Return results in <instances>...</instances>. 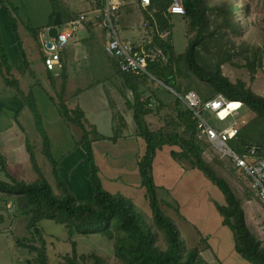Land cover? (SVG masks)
<instances>
[{
  "label": "rangeland",
  "instance_id": "obj_1",
  "mask_svg": "<svg viewBox=\"0 0 264 264\" xmlns=\"http://www.w3.org/2000/svg\"><path fill=\"white\" fill-rule=\"evenodd\" d=\"M120 1L122 5L118 16L121 18L119 30L122 37H129L134 41L142 42V36L149 32L151 35V31L144 28L143 23L145 18L143 11L138 5V1ZM55 3L59 6H63L62 4H64L61 0H55ZM204 3L206 20L205 27L200 32H198L199 27L192 28L187 18L182 14H169L168 16L172 23L174 50L179 54L177 55L179 58L173 62V70L180 90L172 87L174 86L173 82H168L167 79H159L155 74L154 78H141L140 85L138 83L139 93L141 99L144 100V104L151 101V104L148 105L152 110L145 116L147 125L150 129L164 134L168 140L176 137L178 140L192 139L190 128L179 118L178 111L175 108L177 96L181 97L188 89L195 90L200 95L217 92L212 84L200 79L185 61V51L188 42L195 36L199 38V61L207 68L217 69L218 64L223 61L222 59L229 57L228 53L231 54V60L234 63L245 65L249 61H254L257 64L255 80H252V73L248 67H238L231 62L224 63L221 66V71L233 83L242 81L247 87H252L257 93L264 96V0H204ZM235 4L240 5V7H236ZM229 6L230 13L228 10ZM93 28L96 34L88 35L90 41L84 44L83 50L80 47L83 55L73 63L75 70L74 74L72 73V81L66 82L64 101L70 108L72 107L71 109L80 106L84 107L83 109L87 110V121L94 122L93 120H97L98 130L110 136L114 135V130L112 129L111 119L113 113L111 107L108 108V99L111 104L114 102V113L119 115L117 114L121 113L119 109H127V106L132 108L129 105V101L134 103L135 95L119 73L117 64L104 50L107 32L102 30L96 23L93 25ZM20 30L22 37L24 36L27 56L33 62V68L37 70L39 75H42L41 69L44 66V61L40 45L32 38V45H30V41L26 39V31L22 30L21 25ZM26 75L28 78L24 77L23 81L25 86L30 78L29 72ZM46 78L48 79V77ZM46 78H32L33 87L39 85L40 89H37L39 88L37 86V88L35 87L36 89L34 88L35 90L33 89L34 93L37 91L34 98L22 97L23 103L21 108H19L21 111H18V113H23L19 115L17 121L23 124L24 127H27L26 133L28 136L26 141L28 142V148L35 155V160L32 161L33 167H29L28 173L25 174V181L39 178L47 179L51 183L53 190L61 194L62 190L57 186L56 177L52 170V163L44 155L42 142L40 143L39 140L40 137L42 138L41 127L45 128L42 114H47V107H44V102L47 99L43 98L42 100L39 91H43L41 86L46 83ZM62 79V75L54 82L48 79L51 83L47 88L49 92H47L57 107L63 100L61 96ZM106 91H108V97L105 93ZM66 94L67 97L65 96ZM33 100L36 106L34 105L32 108ZM30 101L32 102L30 103ZM182 107L187 108L183 101ZM241 111L242 117L237 116L236 119L241 120L240 123L243 129L241 132L249 136L247 138L249 142L247 143L258 145L264 149L262 146L264 143V119L258 117L256 112L245 108V106L241 108ZM30 114L31 117H29ZM2 116L0 117V125L5 123V119H2ZM123 117L127 121L124 115ZM207 117L216 127H224L234 120L233 117L220 120L213 113H210ZM131 120L129 124L132 125L136 134V122L134 118L132 122ZM116 122L120 123L119 116ZM66 123L69 127L70 137L77 144L83 134L82 129L71 121H66ZM245 124L246 126L243 127ZM87 127L88 129H93L91 124H88ZM123 127L128 130L130 129L128 123ZM2 149L5 151V146ZM202 152V156L211 168L219 176L228 181L236 196L242 200V206L247 214V224L250 230L262 240V244L264 245V201L250 190V177L243 171L235 168L228 157L221 156L214 147H204ZM7 162L15 164L14 161L11 162L10 158ZM15 166H12V169ZM3 169V160L0 158V179L10 180L11 178L5 174ZM105 189L112 190L115 194H121L119 189L116 190L115 187L110 185H106ZM122 192L125 197H131L130 199L133 201L135 209L140 211L142 216L152 224L156 232V243L165 248L167 246L166 234L164 229L154 222V210L147 197L146 190H142L139 193L133 191L131 195L128 190ZM167 194L166 191L157 193L159 207L165 214L172 217L179 226L185 247L187 249L199 247L201 255L210 264H223L219 258L220 256L212 247L213 245H211L209 240L211 234L202 235L198 231L199 228L183 220L180 217V213L175 209L177 206L173 207V205L171 206L166 201L165 197H169ZM23 205L24 201L21 196L0 192V264H37L35 260L36 253L20 246L17 242V240H24L38 246L41 245L35 232L28 228L31 216L21 213ZM39 225L46 239L50 264H58L60 261H63L65 255L73 254L72 240L77 244V253L81 264H90L92 262L91 253L102 255L110 264H127L125 257L116 253L115 241L120 231L114 223L111 224V233L95 231L88 233L77 232L74 235L69 233V229L65 224L59 223L54 219L44 218ZM206 236H209V239ZM227 240L225 238V241ZM81 255H87L88 257L83 260Z\"/></svg>",
  "mask_w": 264,
  "mask_h": 264
},
{
  "label": "trees",
  "instance_id": "obj_2",
  "mask_svg": "<svg viewBox=\"0 0 264 264\" xmlns=\"http://www.w3.org/2000/svg\"><path fill=\"white\" fill-rule=\"evenodd\" d=\"M1 1L5 2V0ZM172 2L173 0H155L154 4L150 7V9H153L154 7L156 8L154 14L155 18L158 20L160 29H170L171 37L168 41H162L158 38L155 40L156 43L160 44L165 49L169 57V63L166 65L152 64L149 69L153 74L158 76L159 79H167L168 82H173L174 86L172 87L176 90H180L176 83L173 70V62L175 59L179 58L177 57L179 54L175 52L172 42V23L168 18L169 14L172 13L167 12V9ZM183 3L185 13L182 15L187 18V21L192 28L198 26V32L202 31L205 27L206 20L204 14V0H183ZM235 6L238 8L240 7L238 4H235ZM140 9L143 11L146 18H150L148 10L145 11L141 7ZM228 10L230 13V6L228 7ZM14 11L18 13V8H14ZM57 12L61 13L64 22L71 19V15L66 16L64 9L61 8H55L53 19ZM120 20L121 18L119 17V22ZM10 23L16 38L20 39L17 21L12 15L10 16ZM29 29L33 36L39 39V29L32 25H29ZM198 45L199 38H197V36L189 40L185 51V61L189 68L200 79L212 84L217 91L212 94H204L201 96L204 99H208L214 97L218 93H223L229 100L241 101L245 108L251 109L256 112L258 117L264 119V96L257 93L252 87H247L242 81L239 83H233L221 71V66L224 63L231 62L238 67H248L252 73V80H255L257 64L254 61H249L245 65L234 63L231 60V54L228 53L229 57L222 59L223 61L218 64L217 69L207 68L199 61ZM42 59L44 60V54ZM112 59L118 67L117 61L114 58ZM25 62L27 65H30V62ZM11 69L12 65L2 39L0 26V72L5 77L8 85L15 87L21 97H30V94L27 95L23 89H21L19 81L16 78L11 77ZM119 73L123 76L126 84L135 95L134 103L129 101V105L134 112L133 117L137 125V134L144 138L147 145L146 152L141 156L139 161L140 172L143 179L142 185L146 190L147 197L154 210V222L165 231L167 246L163 248L156 243V232L152 224L142 216L140 211L135 209V205L130 198H127L122 194L112 193L103 187L99 174V167L96 164L94 156L93 141L100 138H106V136L100 134L97 131L96 126L87 121L85 112L81 107L71 109L67 103H65L64 93L67 82L66 77H63L61 90L63 100L58 106V109L65 121H71L83 131L81 139L77 142V145L83 144L87 153V159L89 161V178L93 184V194L90 199L79 200L69 190L66 181L60 175L58 167L59 160H57L52 153L51 138L45 128L41 127L40 132L43 140L42 149L44 155L52 163L56 183L58 188L62 190V193H56L47 179L39 178L34 181L18 180L16 178H12V181L0 179V192L22 197L24 205L22 206L21 213L31 216L28 228L35 232L41 242V245L38 246L29 243L28 241L17 240L18 244L22 247L28 248L31 252L36 253L35 260L37 264H50L46 239L39 225L44 218L54 219L59 223L65 224L71 235H74L77 232L88 233L95 231L111 233V224L114 223L120 231L115 241L116 253L124 256L127 264H210V262L201 255L199 247L191 249L185 247L179 226L172 217L165 214L160 209L158 204V196L156 192L157 187L152 176L153 159L159 148H162L166 144H174L180 148L179 151L172 150L174 158L188 160L191 162L192 166H197L223 191L226 197V204H218V208L224 216V223L233 231L235 250L244 260L251 264H264V245L262 244V240L250 230L247 224L242 200L236 196L228 181L219 176L202 156L203 147L197 141L196 123L193 119L192 111L188 107L183 108L181 97L177 96L175 100V108L178 111L179 118L187 124L188 128H190L192 139L178 140L176 137L172 140H168L164 134L150 129L145 120V116L152 110L148 105L151 104V101L144 104V100L141 99L139 93L138 83L141 78H146L148 76H138L124 73L120 70ZM33 75L35 74L33 73ZM168 82L166 83L169 84ZM31 102L32 101H30V103ZM34 105L35 102L33 100L32 108ZM118 116L120 123L116 122ZM238 116L242 117V111ZM240 122L241 120L239 121L238 119L239 132L237 136L231 140L232 146L238 152H242L245 145H253L252 143H247L249 142L247 139L249 136L248 134L241 132L243 129ZM126 123L127 122L122 115L114 114L113 140L118 139L123 134V126L126 125ZM88 124H91L93 128L92 130L88 129ZM245 126L246 124L243 127ZM262 146L264 147V143ZM262 152L264 154L263 148ZM31 157L34 161L35 155L32 151ZM72 242L73 254L65 255L63 261H60L58 264H81L77 253V244L74 240H72ZM87 257V255H81L83 260ZM90 257L92 258L90 264H110L102 255L91 253Z\"/></svg>",
  "mask_w": 264,
  "mask_h": 264
},
{
  "label": "crops",
  "instance_id": "obj_3",
  "mask_svg": "<svg viewBox=\"0 0 264 264\" xmlns=\"http://www.w3.org/2000/svg\"><path fill=\"white\" fill-rule=\"evenodd\" d=\"M61 2L64 3L63 6L57 5L55 0H5V2L0 0L1 34L12 65L11 77L19 81L21 89L27 95L30 94L31 98L37 92L34 93L33 89L36 86L39 87H36L37 89H40L39 85L33 87V77L35 79L48 77L49 80L51 79L54 82L62 75L66 77L67 83L72 81L75 70L73 63L83 55L81 50L84 49V44L90 41L88 37L96 34L93 28L96 19H94L92 11L94 8L92 0H61ZM14 8H18V13L14 11ZM55 8L64 9L66 16L71 15V19L86 13L91 17L90 21L92 22L86 23L85 27L80 28L73 35L70 43L63 49L61 62L56 69L50 71L44 65L41 69L42 75H39L37 70L33 68V62L27 56L20 25L22 30L26 31V39L30 41V45H32L31 38L35 39L40 45V34L52 25ZM11 15L16 18L20 39L16 38L11 27ZM33 22L34 27L39 29V39L35 38L29 29V25L33 26ZM25 61L30 62V65H27ZM27 72H29L30 78L25 86L23 81L28 78ZM48 79L46 78V83L41 86L43 91H39V93H41L42 100L43 98L47 99L44 102V107H47V114H42V116L45 130L51 138L52 153L59 160V171L69 190L79 200L90 199L93 194V184L89 178L87 153L83 144L77 145L76 141L70 137L66 121L62 118L54 100L48 94L49 90L47 88L51 83ZM62 82L63 79L61 84ZM107 92H105L106 95ZM65 96L67 97V94ZM22 101L17 89L8 85L5 77L0 72V117L3 115L2 119H5V123L0 125V158L3 160L5 174L11 179L16 178L18 180H25L27 170H29V167H33L31 151L26 141L28 136L26 133L27 127L17 121L19 115L23 113H18V111H21L19 108L22 106ZM113 103L111 104L108 99V108L111 107L114 115ZM115 107L117 108L116 104ZM83 110L86 116L87 110ZM119 110L121 113L117 114L124 115L127 118L126 122L130 129L123 128V134L116 140L112 139L113 135L109 136L98 130L97 120L89 123L95 125L97 131L106 136V138L93 141L94 156L99 167L103 187L105 188L106 185L113 186L116 190L119 189L122 195H124L122 191L128 190L131 195L133 191L136 193L142 190L145 191L142 185L143 179L139 161L141 156L145 154L147 145L144 138L137 133L135 134V130L129 124L130 119L133 120L134 118L133 109L127 106V109ZM113 115L111 119L112 129L114 130ZM29 117H31V114ZM39 140L40 143H43L41 137ZM3 146H5L7 152L2 149ZM172 150L179 151L180 148L177 145L166 144L159 148L154 156L152 176L157 187L156 192L166 191L169 195V197L164 196L166 201L173 207L177 206L175 209L180 213L183 220L199 228L198 231L202 235L211 234L210 239L209 236H206V238L210 240L223 264H251L235 250L233 231L224 223V216L218 208V204H226L223 191L197 166H192L188 160L174 158ZM9 158L11 162L14 161L17 165L8 163ZM12 166H15L14 169H12ZM10 180L8 179V181ZM245 216L247 219L246 213ZM225 238L228 240L225 241Z\"/></svg>",
  "mask_w": 264,
  "mask_h": 264
},
{
  "label": "built area",
  "instance_id": "obj_4",
  "mask_svg": "<svg viewBox=\"0 0 264 264\" xmlns=\"http://www.w3.org/2000/svg\"><path fill=\"white\" fill-rule=\"evenodd\" d=\"M94 3L93 13L96 24L107 32V40L104 43V50L107 55L114 58L118 68L124 73L138 76H150L154 74L149 67L152 64L166 65L169 57L165 49L155 42L156 38L168 41L171 37L170 29H160L158 20L155 18L156 8L150 9L155 0H138V5L143 10L149 11L150 18H145L143 23L145 33L141 41H134L132 38H123L119 30L118 12L122 5L120 0H92ZM150 9V10H149ZM168 13L184 14L185 7L183 0H173L167 9ZM86 13L63 22L58 25L56 37L48 35V28L40 34V49L44 54V65L47 70L54 71L61 62V53L70 43L73 35L85 27L86 23L92 22ZM151 19V20H150ZM51 41V46H48ZM184 104L192 111L196 123L197 141L202 147H214L223 157H228L233 166L248 175L250 178V190L264 201V154L258 145H245L242 152H238L231 144L238 132V119L243 103L239 100H229L223 93H218L212 98L204 99L197 91L188 90L181 96ZM233 101L239 103L232 108ZM227 110L226 113H223ZM215 114L220 120L233 117L231 123L224 127L214 126L207 115ZM10 206V204H9Z\"/></svg>",
  "mask_w": 264,
  "mask_h": 264
},
{
  "label": "water",
  "instance_id": "obj_5",
  "mask_svg": "<svg viewBox=\"0 0 264 264\" xmlns=\"http://www.w3.org/2000/svg\"><path fill=\"white\" fill-rule=\"evenodd\" d=\"M64 22L61 13L57 12L54 17L52 25L48 28V35L51 37H56L58 34V25H61ZM51 41H48V46H51Z\"/></svg>",
  "mask_w": 264,
  "mask_h": 264
},
{
  "label": "bare ground",
  "instance_id": "obj_6",
  "mask_svg": "<svg viewBox=\"0 0 264 264\" xmlns=\"http://www.w3.org/2000/svg\"><path fill=\"white\" fill-rule=\"evenodd\" d=\"M239 105V103L237 102V101H233L231 104H230V107H232V108H234V107H236V106H238ZM227 112V110H224L223 111V113H226Z\"/></svg>",
  "mask_w": 264,
  "mask_h": 264
}]
</instances>
